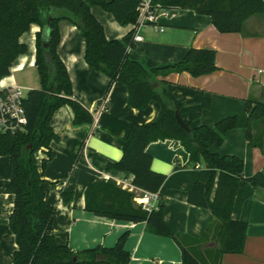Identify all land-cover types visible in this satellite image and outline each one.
Here are the masks:
<instances>
[{"label":"trees","instance_id":"1","mask_svg":"<svg viewBox=\"0 0 264 264\" xmlns=\"http://www.w3.org/2000/svg\"><path fill=\"white\" fill-rule=\"evenodd\" d=\"M143 0H0V81L12 76L17 60L29 52L21 42L33 25L36 34L35 67L40 88L32 89L24 100L27 126L16 135L0 132V157L10 158V182L6 192L14 196V209L9 219L11 232L18 246L13 264H130L126 250L129 232L124 233L113 247L99 245L73 251L68 243L59 244L53 234L56 208L46 200L43 172L37 154L47 150L41 161L42 169L53 160L51 144L59 141L51 125L54 114L69 106L75 126L91 125L94 112L88 110L74 94L65 63L58 54L61 42L60 23L67 21L81 32L85 44V61L94 70L110 79L111 87L122 83L128 89L130 107L145 110L151 102L159 104L155 122L134 123L123 146V156L108 170L133 175V185L144 194H159L166 176L152 171L149 144L173 139L180 141L198 168V178L188 192L189 204L211 212L213 224L200 238L173 233L165 222L164 205L147 211L136 201L134 192L125 190L114 181L94 182L85 190V210L97 217L121 222L144 223L148 233L173 239L181 248L183 264H220L224 254H241L245 248L248 223L233 218L235 200L242 181L255 189H264V169L250 178L244 177V162L238 156L220 155L210 150L219 147L226 135L238 126L237 117H228L214 127L191 128L188 134L178 123L176 112L181 104L173 98L165 82L158 76L172 72H188L199 77L215 72L216 51L191 49L185 58L163 69H146L131 60L134 47L132 34L121 40L109 41L102 24L91 12L98 6L110 13L121 26L135 25ZM154 6L166 9L182 8L210 16L220 33H241L247 20L264 16V0H152ZM208 107V105H205ZM247 140L253 147H263V135L255 138L253 131L264 121V101L247 100ZM85 142L78 152L80 156ZM77 156V157H78ZM200 165L204 168L200 169ZM160 196V195H159ZM71 202L73 192L62 193ZM213 232L211 237L210 233ZM185 241V244L182 242ZM218 243L207 254L203 248L210 241Z\"/></svg>","mask_w":264,"mask_h":264},{"label":"crops","instance_id":"2","mask_svg":"<svg viewBox=\"0 0 264 264\" xmlns=\"http://www.w3.org/2000/svg\"><path fill=\"white\" fill-rule=\"evenodd\" d=\"M91 12L104 27L109 41L121 40L130 34L141 36L143 41L134 42L129 56L149 70L178 63L191 49L216 51L218 69L215 72L199 77L188 72H172L158 76L156 81L166 83L169 94L181 104L182 119L193 128H212L225 118L237 117L238 126L226 135L221 146H210V150L240 157L244 162L245 178L264 169V121L253 131L255 138L263 135L262 148L253 147L247 140L246 123L247 100L264 101L263 15L247 20L241 33L223 34L213 25L210 16L191 9H168V18L161 20L163 31L151 25L137 29L135 25L121 26L98 6H93ZM39 31L40 27L33 25L22 36L21 42L29 47V52L15 63L11 70L13 78H4L2 83L14 82L22 87L17 74L27 69L37 71L36 34ZM60 31L58 54L67 67L74 94L91 112L95 113L104 102L107 110L95 114L96 124L75 126L72 109L69 106L60 108L51 121L59 141L51 144L55 156L44 170L41 161L47 157V150L37 154L38 166L44 175L46 200L56 208L53 234L57 242L68 243L75 252L99 245L110 248L129 232L126 250L131 254L130 264H183L179 245L171 238L148 233L144 223L97 217L85 210V190L94 182L114 181L137 196L144 195L133 185L132 174L108 170L107 166L121 160L131 126L152 124L160 107L156 102H151L145 110L130 107L126 85L115 83L109 87L110 79L86 63V44L79 29L62 21ZM84 142V150L78 156ZM146 150L153 158L152 171L166 176L159 202L164 205L167 226L173 233L200 238L213 224V218L210 211L195 207L187 200L198 178V168L191 164L180 141H155ZM202 168L204 165H200ZM9 182L10 158L0 157V264H13L18 249L9 226L14 209V196L6 192ZM65 190L73 192L71 202L62 198ZM233 218L248 223L245 248L241 254H224L220 264H264V189H255L242 181ZM213 234L210 233L211 237ZM217 247L218 243L210 239L202 251L207 254Z\"/></svg>","mask_w":264,"mask_h":264},{"label":"built area","instance_id":"3","mask_svg":"<svg viewBox=\"0 0 264 264\" xmlns=\"http://www.w3.org/2000/svg\"><path fill=\"white\" fill-rule=\"evenodd\" d=\"M167 10L159 5L154 6L152 0H143L139 7V16L134 29L151 25L155 30L163 31L164 27L161 25V20L168 18ZM135 41L141 42L143 38L137 35L134 37ZM0 85V132L11 135L24 132L28 123L24 108V100L27 94L24 92V88L15 85L14 82L2 83L1 81ZM105 110H107V106L104 102L99 105L95 114ZM95 114L92 124L97 122ZM197 167L199 168V166ZM136 201L147 211L157 210L160 196L159 194L145 193L143 196H138Z\"/></svg>","mask_w":264,"mask_h":264},{"label":"rangeland","instance_id":"4","mask_svg":"<svg viewBox=\"0 0 264 264\" xmlns=\"http://www.w3.org/2000/svg\"><path fill=\"white\" fill-rule=\"evenodd\" d=\"M17 77L21 86L25 88L24 92L26 94L32 89L40 88L39 76L35 69H27L25 72L17 74ZM182 242L185 244L183 239Z\"/></svg>","mask_w":264,"mask_h":264},{"label":"water","instance_id":"5","mask_svg":"<svg viewBox=\"0 0 264 264\" xmlns=\"http://www.w3.org/2000/svg\"><path fill=\"white\" fill-rule=\"evenodd\" d=\"M176 119L179 123V125L188 133L191 134V128L188 126V124L182 119L181 114L179 111L176 112Z\"/></svg>","mask_w":264,"mask_h":264}]
</instances>
